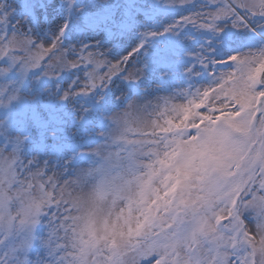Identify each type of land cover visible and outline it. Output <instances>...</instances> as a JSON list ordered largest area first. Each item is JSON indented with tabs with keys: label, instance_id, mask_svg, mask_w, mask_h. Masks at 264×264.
<instances>
[{
	"label": "snow or ice",
	"instance_id": "6c2138e0",
	"mask_svg": "<svg viewBox=\"0 0 264 264\" xmlns=\"http://www.w3.org/2000/svg\"><path fill=\"white\" fill-rule=\"evenodd\" d=\"M0 264H264V0H0Z\"/></svg>",
	"mask_w": 264,
	"mask_h": 264
}]
</instances>
